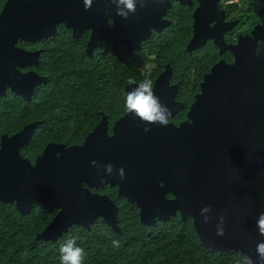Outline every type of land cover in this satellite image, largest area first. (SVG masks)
<instances>
[{
    "label": "water",
    "instance_id": "obj_1",
    "mask_svg": "<svg viewBox=\"0 0 264 264\" xmlns=\"http://www.w3.org/2000/svg\"><path fill=\"white\" fill-rule=\"evenodd\" d=\"M61 5V0H8L4 4L0 12V96L9 87L28 97L30 82L17 67L29 54L16 43L51 36L56 21L46 15L57 17L66 6ZM40 27L48 32L35 36ZM199 41L195 37L192 43L198 45ZM233 53L234 64L220 62L206 76L188 120L179 126L148 124L127 112L114 123L110 135L108 119L103 116L82 145H49L33 167L19 155V148L29 143L37 123L3 139L0 169L6 175L4 159L10 153L17 162L8 167L10 175L12 179L19 175V179L11 182L8 198L0 189V200L14 199L23 207L25 202L24 211L35 202L45 209H58L36 236L44 242H57L73 226L90 230L98 219L121 232L118 207L108 196L91 192V188L107 184L118 185L119 194L139 206L140 199L146 202L140 213L145 225L168 220L177 211L183 219L191 217L197 236L209 251L230 249L239 222L250 224L256 241L264 240L257 227L259 213L264 212V44L240 41ZM167 85L164 74L153 87L163 104L175 105L173 116L184 105L175 102L178 86ZM133 87L128 86L127 92ZM55 155L58 157L52 161ZM108 164L114 166L111 176L106 171ZM121 167L124 180L119 178ZM166 193L175 199L167 201ZM149 196L159 198L160 203L148 206ZM242 204H249V211ZM204 207L211 211L202 213ZM221 216L224 236L216 234Z\"/></svg>",
    "mask_w": 264,
    "mask_h": 264
},
{
    "label": "flooded vegetation",
    "instance_id": "obj_2",
    "mask_svg": "<svg viewBox=\"0 0 264 264\" xmlns=\"http://www.w3.org/2000/svg\"><path fill=\"white\" fill-rule=\"evenodd\" d=\"M61 3V7L66 6L59 10L57 17L46 15L56 21L55 31L51 36L39 37L33 41L18 40L16 43L19 49L29 54L25 57V63L17 67L30 82V88L26 91L28 97L17 95L9 87L6 89V94L0 96V151L3 139L21 132L28 125L37 123L29 143L19 148V155L30 167L36 165L47 146L82 145L86 137L80 144L72 145L56 139L50 141L47 132L53 131L54 128L43 126L44 120L29 121L16 130L13 116L15 112L3 110L6 107L5 100L19 99L31 105L36 94L52 88L55 80L64 78L66 72L69 76L68 69L87 66L99 68L103 65L120 71L119 78L127 95V87L131 86L127 83V68L132 65L134 67L131 66L132 69H135V66L136 69L131 78L137 81V85L141 81L151 80L154 86L159 77L165 74L168 76V88L178 86L175 102L183 104L184 109L174 113L170 117L169 124L179 126L188 120L190 107L196 96L201 93V85L212 68L220 62L234 64L233 50L240 41L246 40L254 45L257 38L264 37V0H138L136 14L130 13L127 20L116 15L117 6L111 3V0H93L90 10H85L83 0H61ZM42 32L44 35L48 31L44 32L40 27L36 28L34 34L37 36ZM195 37L200 38L198 45L192 43ZM196 45L199 47L193 48ZM126 95L121 96L123 104ZM8 106L11 107V104ZM168 107L171 112H175V105L169 102ZM100 113L99 122L103 116L107 117L108 133L111 135L114 123L127 111L114 121H110L109 115L104 112ZM5 155H8L4 159L6 175L0 169V189L6 192L8 198L7 191L11 190V182L13 185V181L19 179V175H15L12 179V174L10 175L12 170L8 167L17 162L9 157L10 153ZM57 157L58 155L52 157V161ZM24 186L26 187V182ZM18 187L21 189V184ZM91 192L108 196L118 207V213H136L139 222L146 227L171 222L173 219H181L183 222L192 220L189 216L183 219L180 211H177L170 219L156 220L154 225L148 226L140 219L141 205L146 206L145 201L141 202L142 199L139 201L141 204L139 206L138 202H131L120 195L118 185L111 184L91 188ZM155 196L159 197V195ZM149 197L148 206L160 203L159 198ZM164 199L173 200L175 196L166 193ZM25 205L24 202V207L22 204L19 206L14 199L0 200V215L8 212L16 217L30 220L33 214H45L49 217L46 227L59 212L55 208H42L37 202L32 204L29 211H24ZM242 205V208L249 211V204ZM238 224L242 229L240 227L235 229L237 238L232 243V247L226 251L213 252L217 264H242L244 254L251 256L253 261L258 260L256 246L264 240L256 241L249 223ZM198 240L202 245L199 237ZM203 249L208 251L202 245L200 254L203 253L201 251Z\"/></svg>",
    "mask_w": 264,
    "mask_h": 264
},
{
    "label": "trees",
    "instance_id": "obj_3",
    "mask_svg": "<svg viewBox=\"0 0 264 264\" xmlns=\"http://www.w3.org/2000/svg\"><path fill=\"white\" fill-rule=\"evenodd\" d=\"M7 1L0 0V9ZM131 66L127 68V81L136 69ZM68 72L69 76L66 72L64 78L55 80L52 88L36 94L31 105L19 99L5 100L3 110L15 112L16 130L29 121L44 120L43 126L54 128L47 132L48 140L80 144L99 122L101 111L109 115L110 121L126 112L119 70L103 65ZM48 218L41 213L33 214L30 220L8 212L1 214L0 264H60L59 249L71 238L85 249L84 264H217L215 253L203 249L200 254L202 245L191 219L188 222L173 219L146 227L136 213L120 212L119 233L98 219L90 230L73 226L52 243L36 238ZM113 240L119 241L118 247L113 246Z\"/></svg>",
    "mask_w": 264,
    "mask_h": 264
},
{
    "label": "clouds",
    "instance_id": "obj_4",
    "mask_svg": "<svg viewBox=\"0 0 264 264\" xmlns=\"http://www.w3.org/2000/svg\"><path fill=\"white\" fill-rule=\"evenodd\" d=\"M138 0H111V3L116 4V15L122 17L124 20L129 18V14H136ZM85 10H90L93 5V0H83ZM143 6V5H142ZM111 23V21H110ZM257 45L264 44V39L256 41ZM258 54V53H257ZM129 85H137V81L129 79L127 81ZM126 111L138 118L142 122L148 124H159L167 127L169 125L171 109L163 104L160 98L156 95L151 80L141 81L136 87H133L131 91H128L125 99ZM113 165H106V171L109 176L112 175ZM119 178L124 180L126 178L125 169L121 167L119 169ZM103 182V178H101ZM211 211L210 207H204L201 212ZM208 217H205L204 222H208ZM221 223L216 228V234L218 236H224V217H220ZM257 227L259 234L264 236V212L259 213V219L257 220ZM113 246L118 247L119 241L113 240ZM256 253L258 260L253 261L252 257L244 254L242 257V264H264V241H261L256 246ZM60 264H84L87 253L83 247L77 245L75 238L68 239L64 242L60 249Z\"/></svg>",
    "mask_w": 264,
    "mask_h": 264
}]
</instances>
